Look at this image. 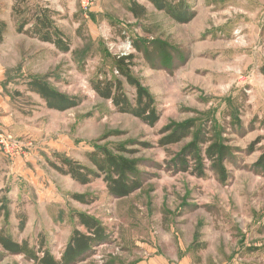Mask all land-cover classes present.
<instances>
[{"label": "rangeland", "instance_id": "1", "mask_svg": "<svg viewBox=\"0 0 264 264\" xmlns=\"http://www.w3.org/2000/svg\"><path fill=\"white\" fill-rule=\"evenodd\" d=\"M135 1L146 9L141 19L129 12L130 0H26L25 13L37 4L55 12L70 45L63 53L18 34L14 0H0L12 63L0 84L7 121L0 135L21 150L0 154V207L7 200L0 228L35 250L42 243L59 260L72 231L85 232L73 218L81 213L108 238L77 264H264V173L254 166L264 146V0H182L193 16L187 23ZM129 54L131 77L159 114L154 126L117 112L91 88L93 80L118 78L133 99L115 68ZM33 78L83 101L47 109L25 90ZM188 124V135L169 144ZM197 140L200 154L214 143L229 150L224 180L204 156L199 165L184 154ZM97 148L133 161L129 178L140 188L116 198L103 176L80 185L50 166L65 157L95 171L88 156ZM0 264L32 262L0 248Z\"/></svg>", "mask_w": 264, "mask_h": 264}, {"label": "trees", "instance_id": "2", "mask_svg": "<svg viewBox=\"0 0 264 264\" xmlns=\"http://www.w3.org/2000/svg\"><path fill=\"white\" fill-rule=\"evenodd\" d=\"M155 9L164 11L177 23H187L193 16L189 12L186 4L182 0H146ZM26 0H14L12 6V15L16 20L15 29L18 34H28L37 38L39 41L49 43L61 52H68L70 45L67 38L55 26V12L47 7L35 5L25 13L21 8ZM129 12L135 19H141L146 15V9L139 5L135 0H130ZM29 26V27H28ZM2 42V30L0 28V43ZM139 50L140 48L137 47ZM133 56L117 57L115 68L117 74L135 90L133 99H130L123 90L122 84L116 79H96L91 83L94 93L101 99L110 101L115 110L119 113L129 114L138 118L149 126H154L159 120V114L155 108L154 101L141 84L131 77L130 66L132 65ZM11 71V70H10ZM260 73L264 76V65L260 68ZM9 75V71H8ZM27 92L36 94L45 104L47 109L64 112L66 110L79 106L83 98L68 97L53 90L44 79L33 78L24 82ZM17 95L20 94L17 92ZM192 126L183 125L168 138L169 144L177 143L185 138ZM204 144L202 141H193L184 150L187 157L197 160L202 164L203 158L212 162L214 171L219 177L225 179L224 162L228 159L229 150L219 143L208 146L204 153L200 154L198 146ZM89 154L88 159L95 171L86 166H82L68 158L60 157L57 163L50 164L59 175L67 176L80 185H88L93 178L102 177L108 193L116 198L129 196L140 188V183L133 175L136 164L122 156L113 155L110 152L97 148ZM118 152L121 148H118ZM184 156V157H186ZM182 163V162H181ZM180 164V163H179ZM254 166L264 173V146L257 157ZM202 167V165H201ZM73 199L81 204H89L84 195H75ZM7 208L5 198L4 205L1 204L0 212ZM77 227L82 228L85 232L75 228L64 248L61 258L57 260L52 256L48 249L44 248L41 243L38 250L29 246L27 241L17 242L11 236L0 228V248L10 255H20L31 261L32 264H77L86 259L92 248L102 244L108 238L103 226H101L92 217L76 213L73 215ZM26 224L25 214L19 215L18 230H22Z\"/></svg>", "mask_w": 264, "mask_h": 264}, {"label": "crops", "instance_id": "3", "mask_svg": "<svg viewBox=\"0 0 264 264\" xmlns=\"http://www.w3.org/2000/svg\"><path fill=\"white\" fill-rule=\"evenodd\" d=\"M12 31H14L13 28ZM2 33H3L2 42L0 43V84L5 79L6 71L12 68L10 49L5 45L6 35L4 32ZM2 91L3 89L0 85V123H2L3 126L5 127L7 123V121L4 120L6 114V108L3 100Z\"/></svg>", "mask_w": 264, "mask_h": 264}, {"label": "built area", "instance_id": "4", "mask_svg": "<svg viewBox=\"0 0 264 264\" xmlns=\"http://www.w3.org/2000/svg\"><path fill=\"white\" fill-rule=\"evenodd\" d=\"M0 154L17 157L21 154V150L16 142H12L6 137L0 135Z\"/></svg>", "mask_w": 264, "mask_h": 264}]
</instances>
